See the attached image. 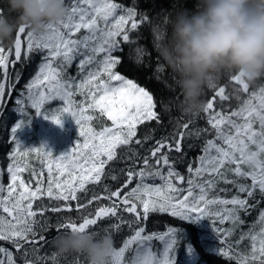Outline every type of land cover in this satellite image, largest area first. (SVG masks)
Returning <instances> with one entry per match:
<instances>
[{"label":"snow or ice","instance_id":"obj_1","mask_svg":"<svg viewBox=\"0 0 264 264\" xmlns=\"http://www.w3.org/2000/svg\"><path fill=\"white\" fill-rule=\"evenodd\" d=\"M118 10L123 14H119ZM0 15H3L2 10ZM136 17L135 6L124 7L113 0H72L68 5V14L60 25H49L48 31L39 37L20 27L13 47L6 49L0 46V107H3L6 87L9 90L7 95L10 96L22 75L17 72L15 80H11L8 76L9 65L25 59L30 60L33 55L39 54L41 61L37 65V71L25 84L27 100L36 110V116H43L57 125L62 124V118L50 116L46 111L42 112V108L46 101H63L65 106L57 111L62 115H70L78 125L79 137L84 138L83 145L77 141L69 152L59 156L55 169L49 164L47 183L36 179L34 188L33 177L43 173L32 170L26 183L21 178L27 168L20 158L21 153L14 152L11 156V162L7 165L10 183L7 185L6 194L5 185L0 183V209L11 219L0 216V241H8L19 255H14L8 248L0 247V264H17L18 260L22 264H44V257L39 253L40 247L48 243L42 235L48 225L46 220L42 222L36 217H44L49 208H41L38 204L39 211L33 210V203L41 201L42 197L56 202L50 207L52 213L71 212V201L80 199L78 193L92 191L93 200L111 201L108 206H99L94 214L84 216L79 224L70 216L61 218L57 223L58 231L88 230L94 234L112 235L114 231L120 230L121 224H113L100 231H92L90 228L104 218L116 217L123 221L124 218L118 215V209L133 214V218L127 223L129 227L135 226L134 235L123 242L119 251L114 248L110 255V258H122L126 249L136 245V255L130 264H176V256L170 254L178 253L179 246L184 242L182 230L172 227L162 235H142L145 228L140 225L148 220L150 213H169L183 222L216 217L221 224L226 220L232 223L233 228L226 230L230 234L235 227L244 223L240 213H248L249 209L257 206V195L264 200V88L260 89L258 97L253 93L230 114H211L208 123L215 130V139L205 141L201 148L202 155L196 158L195 163L189 164L187 177L175 168V164L178 161L183 162L186 155L182 141L188 136L199 138L202 132L207 131L199 128L190 130L191 119L182 123L178 120L177 127L183 131L156 141L147 149L150 155L141 154L139 148L144 147L150 136L146 134L143 138H137V125L151 120L160 123L157 104L159 102L163 106L165 113L169 111V105L162 95L157 100L155 93L114 71L122 63V58L114 55L122 51L118 38L122 37L125 43L133 42L130 39V30H126L125 25L131 21V30H136L141 23L150 20L146 13L141 14L139 21ZM81 30H85L84 34L77 35ZM153 33L154 47L158 50L160 42L164 40V33L158 27L153 28ZM22 35L27 37L26 56H22L21 51ZM135 51L138 66L154 69L152 78L164 85L160 91L163 92L165 88L171 90V85L163 76L166 69L160 63L159 57L155 58L153 65L151 53L146 48L137 46ZM9 53H14V61H10ZM100 54L103 55L98 58ZM77 58V77H73L67 73V69ZM231 80L242 86L237 88V93L241 90L248 91L249 85L239 76L233 74ZM209 86L213 89L217 87L213 81H210ZM76 93L85 97L80 104L74 100ZM215 95L220 100L229 99L225 87H219ZM23 96L21 91L15 100L17 106L24 103ZM253 99H258V104L253 103ZM85 106L87 109H98L112 122V126L102 127L100 131L86 127L92 117L84 115ZM211 109L213 102L209 101L204 111L209 112ZM20 112L22 116L28 115L24 108H20ZM257 122L259 130L254 128ZM30 123L31 119H22L11 128L17 149L22 147L17 139V131ZM168 139H171V143H166ZM187 147L191 148L193 145ZM43 149V145L40 148H28L22 155L27 156L28 152L33 151L47 156L53 155L51 151L44 152ZM172 152L177 153L178 157L173 158ZM139 161H142L143 167L137 171L136 165ZM118 164H124L125 167L117 169L115 165ZM121 177L124 180L123 187L119 186ZM137 178L136 186L125 192ZM157 178L163 181L162 185L146 183L148 179ZM105 179L116 181V190L105 185L106 195L100 197L88 187L101 184ZM173 179L186 181L187 187L175 185ZM232 188L236 189L235 194L228 198L227 194ZM61 201L67 203L61 205ZM76 207L86 205L78 204ZM139 208L143 211H138ZM259 223V232L248 234L252 242L250 259L237 254L238 264H264V211L260 212ZM215 231L220 232V229ZM244 238L245 234L241 233L240 240ZM153 239L160 240L165 245L162 261H157L150 250L146 251L150 249L147 242ZM187 250L189 253L192 251L191 247ZM218 251L219 254L233 259L222 248ZM51 256L56 258L60 255L51 253ZM110 258L107 264H111ZM61 259L63 264H86V257L82 259L78 254H74L71 259L67 256Z\"/></svg>","mask_w":264,"mask_h":264},{"label":"trees","instance_id":"obj_2","mask_svg":"<svg viewBox=\"0 0 264 264\" xmlns=\"http://www.w3.org/2000/svg\"><path fill=\"white\" fill-rule=\"evenodd\" d=\"M72 0H66L67 5H70ZM113 2L122 4L124 7H132L135 6L137 9V17L136 19L139 21L142 13H146L150 20L145 23H141L138 29L131 30V24H126V30H130V39L133 41L132 43H125L122 41V37L118 39L121 41L122 51L114 53L116 56H120L122 58V63L114 69V71L124 75L126 78L132 79L134 82L138 83L140 86L145 87L147 90L156 94L157 100H159V96L162 95L164 100L169 105V111L167 113L164 112L163 106H161L158 102L156 111L160 114V123H157L155 120L144 121L141 124L137 125V138H143L146 134L150 136V139L145 141L144 147L139 148V151L142 155H150L147 152V149L154 145L156 141L165 137H172L176 132L183 131L182 128L177 127V121L179 120L181 123L186 122L189 119L192 120L191 127H198L199 129H206L207 131L202 132L199 138L194 137H186L183 139V151L186 153L184 159L185 163L177 162L175 166L179 169L184 176H188V165L192 161H196V158L199 155H202L201 148L207 139H212L215 134V130L212 129L211 125L208 123V119L211 114L214 112V108L218 109V112L223 114H230L232 111H235V97L232 95L233 89L235 86L234 81L231 80V76L225 75L219 80H213V83L217 85L215 89L209 86V84L205 87L204 94L202 96V100L206 105L209 101L213 102L212 111L205 112L204 110L192 115L188 113H184V111L179 107L180 102L182 101V96L180 94V89L177 87L175 83V76L171 72V70L166 66L165 62L160 57L158 50L154 47V33L153 28L158 27L160 31L164 33V40L162 42H166L168 36L171 33V26L169 21L175 17V15L182 10H195L197 0H113ZM0 10H2L3 15L14 17L16 14H9L7 0H0ZM165 20L167 21L165 23ZM131 22V21H129ZM85 30H81V33L77 35L83 34ZM16 37V33L14 34V39ZM0 46L5 47L6 49L13 47V42L10 43L5 41L0 43ZM137 46L144 47L148 52L151 53L152 63L155 65V58L159 57L160 63H162L166 69L163 76L168 80V83L171 85V90L164 89L163 92L160 90L164 88V85L159 83L153 77V68L138 66L136 63V48ZM27 52V51H26ZM24 54L23 56H26ZM100 55L98 58H101ZM40 58V59H39ZM9 59L11 61L14 59V53H9ZM77 60V59H76ZM73 61L72 66L67 69V73H73V70L77 68V61ZM41 61V56L39 54L33 55L32 58L25 59L22 62H17L15 64V68L12 70V66L8 68V76L11 80H15V76L17 72H21L20 82L22 83L21 87L15 84V89L12 90L13 93L10 95V99L6 102V110L3 112L2 116H0V183L5 185V194L7 191V185L10 182V177L7 175V165L11 162V156L14 152H18L20 150L22 162L27 165L26 170L21 174V178L28 182L29 176L32 170H35L36 173H43V175L33 177L32 179V187H35L36 179L44 180L45 184L47 183V172L49 164L52 165L53 169H55L56 163L59 161V156L61 154L67 153L73 148L77 141H79L80 145H82L83 137H79L77 133V128L74 125L73 129L69 132L68 120L65 115H62L58 112V109H62L64 107V102L56 99L57 107H52L54 110V114L48 112V115H56L62 118L61 127H59V131L56 132L54 130L55 127L59 126L53 123L50 119L39 120L36 117V110L31 107V102L27 100V89H25V84L28 83L34 76L37 71V64ZM145 61L147 62V57H145ZM35 66V67H34ZM16 69V71H14ZM2 75V73H0ZM174 77V79H173ZM261 78L252 86L257 87L258 85L262 86ZM219 87H225L226 94L229 95L228 100H220L218 96L215 95V92L218 91ZM21 89V90H20ZM254 90V89H253ZM8 88L6 87V96L8 93ZM23 91L24 103L20 106L14 104L16 98L20 95V92ZM86 91V90H85ZM257 90H254L256 93ZM15 93V94H14ZM15 95V96H13ZM18 95V96H17ZM251 95H249L250 97ZM257 96V95H256ZM6 97V99H7ZM15 97V98H13ZM15 99V100H13ZM85 97L80 93H76L74 96V100L77 104H80L84 101ZM256 99H253V103H255ZM10 103V104H9ZM53 104V103H52ZM62 104L63 107L60 105ZM9 105V106H8ZM13 105H15L13 107ZM237 107V106H236ZM17 108H24L27 112V116L21 117L23 120L27 121L31 119L30 125H25L22 129L17 131V139L21 142L22 147L17 149L16 142L12 138L11 128L14 127L13 123L15 120L14 113L17 114ZM13 109V110H12ZM15 111V112H14ZM4 114V115H3ZM85 116H91L92 120L86 123V127H92L96 131H100L102 127H110L112 126V122L107 119L105 115H102L98 109H87L84 112ZM18 117H16L17 120ZM22 119H19L18 122ZM11 121V122H10ZM13 121V122H12ZM15 124V123H14ZM39 124L43 125L45 128V133L47 136H50L48 140V144L42 138ZM53 128V130H52ZM254 128L259 129V125L255 124ZM68 132V133H66ZM10 133V135H9ZM69 134V135H68ZM71 135V137H70ZM74 139V140H73ZM66 140L69 142L67 143ZM77 140V141H76ZM11 143H10V142ZM50 141V142H49ZM54 141L53 144L51 142ZM166 143H171V139L166 140ZM12 144V145H11ZM41 145L45 147L43 149L44 152L51 151L53 153L52 156L43 155L41 152H28L27 156H23V152L27 151L28 148H40ZM187 145H193V147L188 148ZM139 147V146H137ZM15 148V150H14ZM9 151V152H8ZM167 151V149H165ZM171 155L173 158H177L178 154L172 152ZM187 158V159H186ZM154 163V161H153ZM180 163V164H179ZM181 165V166H180ZM117 169L121 167H125L124 164L115 165ZM140 167H143L142 161L137 162L136 168L137 171ZM2 168V169H1ZM4 172V173H3ZM178 182H180L178 180ZM250 183V180L248 181ZM123 177H121L120 187H123ZM136 180L125 189V192L130 191L131 188L136 186ZM163 183V181H160ZM186 184V182H184ZM182 183V184H184ZM105 185L109 186L112 190H116L118 187L116 181H112L111 179H105L101 184L98 185H88L90 189H92L98 196L103 197L106 195ZM222 187L224 185H221ZM236 189L232 188V191L228 193V198H231L232 194H235ZM186 194V193H185ZM243 196V194H241ZM80 199L78 201H71V205L73 210L71 212H62V213H52L50 207L54 205L56 202L48 200L47 197H42L41 201H35L33 203V210L39 211L37 209V205L39 204L41 208L47 207L49 211L45 213L44 217L37 216V220L47 221L48 227L45 228L42 232V235L48 241V247L45 251L46 259L44 258V264H63L62 257L67 256L69 259L72 258L74 254H65L60 255L59 257L53 258L51 253H55V250L52 247L51 241L58 234L63 232H67L68 230H57L58 220L64 217H71V219L77 224L82 222V218L84 216H88L90 213L94 214L96 209L99 206H108L111 204V201L100 199L93 200L92 199V191L86 193H78ZM116 198H113L115 200ZM257 206L255 208L249 209L248 213L241 212L240 216L244 223L241 225L242 230H239L238 234L244 233V231L249 228V221L252 220L254 224L259 218L260 212L264 211L262 209L264 207V200H261L260 196L257 195ZM91 201V203H89ZM61 205L67 203L64 201L59 202ZM78 204L86 205V207L77 208ZM138 211L142 212V208H139ZM2 209H0V214H2ZM5 214V213H4ZM118 215L124 218L123 221L118 220L116 217L104 218L99 221L97 225L91 226L90 230L92 231H100L103 229L107 222H111L110 225L113 224H121V228L119 231H114L112 233V237L114 240V248L119 251V248L123 247V242L134 235L135 226L129 227L127 221L133 218V214L123 212L121 209H118ZM7 217V214H5ZM113 219H116V222L112 223ZM63 222V221H61ZM251 223V222H250ZM260 223H255V228H258ZM140 226L145 228V232L142 235H150L152 233H159L164 230H169V228L175 227L180 228L182 230V236L186 237V240L189 242L192 241L195 243L196 247L199 248L200 251V262L199 264H238L237 253L240 257L245 256V253H241L239 250L233 248L232 246H225L223 243L221 247L223 250L227 251L230 257L233 259H229L222 254H219L217 248H209L206 249V244L209 242H219L217 239L213 240L209 236L202 233V229L200 228L199 223L197 222H183L176 217L171 216L169 213H150L147 221L143 222ZM245 234V233H244ZM207 236V237H205ZM246 236V234H245ZM157 241V239H155ZM188 242V243H189ZM7 246L10 251H14L17 253L16 249L8 242V241H0V247ZM41 249L46 247H40ZM129 249L125 250V256H131L132 252ZM234 250V252H233ZM237 251V252H236ZM19 254V253H18ZM18 256V255H16ZM81 258H85L81 255ZM115 258H110L111 264H115ZM250 259V257H249ZM19 262V263H18ZM22 263L21 261H17V264ZM87 264V259H86Z\"/></svg>","mask_w":264,"mask_h":264},{"label":"clouds","instance_id":"obj_3","mask_svg":"<svg viewBox=\"0 0 264 264\" xmlns=\"http://www.w3.org/2000/svg\"><path fill=\"white\" fill-rule=\"evenodd\" d=\"M7 4L9 14L16 15H0V43L14 42L20 27L39 37L68 14L66 0ZM169 23L171 33L158 53L175 76L185 113L204 110L202 96L210 81L235 74L253 85L264 78V0H197L195 10H182ZM51 244L56 254L82 255L87 264H107L114 249L110 234L88 230H68Z\"/></svg>","mask_w":264,"mask_h":264},{"label":"rangeland","instance_id":"obj_4","mask_svg":"<svg viewBox=\"0 0 264 264\" xmlns=\"http://www.w3.org/2000/svg\"><path fill=\"white\" fill-rule=\"evenodd\" d=\"M118 12H119V14H123L122 12H120V10H118ZM129 23L131 24V22H129ZM101 26H103V25L101 24ZM125 28H126V25H125ZM26 40H27V37L25 36L24 37V41L26 42ZM26 51H27V49L25 47L24 54H27ZM100 55H103V54H100ZM76 61H77V65H78L79 58H77ZM69 75H71L73 77H77V68L75 70H73V73H69ZM78 82H79V78H77V83ZM113 83H116V82H113ZM241 87L242 86L237 85L233 89V92L234 93L232 95L235 94L234 97H235V100H236V103H235V109L236 110L240 107L241 103L244 100L249 99V95H252L254 93V90H257L256 91V95H257V97L259 96L260 89L261 88H264V79L262 80V86L258 85L257 87H255V86L253 87L252 85H249V89H248L247 92H244V91L241 90L239 93H237V88H241ZM56 102H57L56 99L55 100L46 101L45 104H44V106H43V108H42V112H45L46 111L47 114H48V112H50L51 114H54V110H52V107H57L58 104ZM258 102H259L258 99H256L255 103L258 104ZM60 105L63 107L62 104H60ZM64 106H65V104H64ZM85 108H86V106H85ZM17 111H18L17 114L20 115V108L19 109L17 108ZM210 111H212V109ZM214 112H218V109L217 108H214ZM65 116L67 117V120H68V123L67 124L69 126V128H68L69 129V132L73 129V126L75 125L76 128H77V133L79 134L78 125L75 123L74 119L70 115H68V114H65ZM36 117L39 120H43V118H44L43 116H36ZM19 119H22V117L19 116L18 120ZM256 124H258V122ZM195 128H198V127H191L190 130L191 129H195ZM52 130H53V128H52ZM54 130L56 132L59 131L58 127H55ZM256 130H259V129H256ZM66 133H68V132H66ZM43 137H44V139L46 141H48L50 139V136H47L46 134H44ZM70 137H71V135H70ZM189 137H191V136H189ZM212 139H215V134L212 137ZM66 142L68 143L69 141L66 140ZM53 143H54V141L51 142V144H53ZM83 143H84V139L82 141V145H83ZM18 152L20 153V150ZM184 161L186 162V160H184ZM184 161H183V163H185ZM191 163H195V161H192ZM157 167H160V166L157 165ZM175 168L182 175H184V173H182L179 169H177L176 166H175ZM164 172L166 174V172H167V169L166 168L164 169ZM160 181L161 180L159 178H157L155 180L148 179V180H146V183L153 184V185H156V186H160V185L163 184V183H160ZM136 182H138V178L136 179ZM184 182H186V181H184ZM184 182H182V181L178 182V180L173 179V183L175 185L186 188L187 187V184H185ZM182 183H184V184H182ZM153 198H155V197H153ZM206 219H211V220H209L208 223H206V222H204V220L207 221ZM198 221L201 222V219L198 220ZM114 222H116V219H113L112 223H114ZM203 222L205 223L204 228H202V233L203 234L209 236L213 240H215V237L220 236L224 240V243L226 245H229L230 244V246H232L233 248L239 250L241 253H245L246 254L245 256H247L248 258L251 257V251H252L251 244H252V242L248 238V234L250 232H252L253 234L259 232L260 225H259L258 228H255V223H259V218H257V221L254 224L252 223V220L249 221V224H248L249 225V228H247V230L244 231V233L246 234V236H245V238L243 240H240V236L241 235L238 234L239 233L238 231L239 230H242L241 225L235 227L233 229V231L229 234L226 230L233 228V225H232V223L230 221H227L226 220L223 224H221V223H219V221H218V219L216 217H210V218H203ZM109 224H111L110 221L107 222V224H106V226L104 228L109 227ZM217 228L220 229V232H216L215 231V229H217ZM167 231L168 230H164V231H161V232L155 233V234L158 236V235H162V234L166 233ZM207 236H205V237H207ZM166 239H167V237H166ZM238 241H239V243H237ZM188 242L189 241L186 240V237L184 236V242L179 246L178 253H172V254H170V255H175L176 256V264H199V262H200V259H199V256H200V253L199 252L200 251L198 250L199 248L196 247V245L192 241V239H191V242H189V243ZM147 243L150 245V249H146V251L147 250H150L151 253H152V256L157 261H162L163 258H164V248H165L164 243L161 242L160 240L155 241V239H153L151 242H147ZM48 246H49L48 244H44V245H42V247H46V248H43V249L40 248V253L39 254L42 255L45 259H46L45 251H46V249H47ZM3 247L7 248V246H3ZM188 247H191V249H192L191 253L188 252V250H187ZM208 247L209 248H217L218 250L222 248L220 242H215V241L214 242L207 243L206 244V249H208ZM257 247H258V245H257ZM130 250L132 252V257L131 256H125L124 255L122 258H115V264H130L131 259L134 258L135 255H136V245H132L131 248H130ZM12 252L14 253V255H19L18 253L16 254V252H14V251H12Z\"/></svg>","mask_w":264,"mask_h":264},{"label":"bare ground","instance_id":"obj_5","mask_svg":"<svg viewBox=\"0 0 264 264\" xmlns=\"http://www.w3.org/2000/svg\"><path fill=\"white\" fill-rule=\"evenodd\" d=\"M40 59V58H39ZM38 65V64H37ZM35 67V66H34ZM18 96V95H17ZM13 98H15V97H13ZM13 100H15V99H13ZM8 102V101H7ZM10 104V103H9ZM14 104H15V102H14ZM9 106V105H8ZM15 105H13V107H14ZM13 110V109H12ZM4 112V111H3ZM15 112V111H14ZM17 113V112H16ZM4 115V114H3ZM3 117V116H2ZM14 121V120H13ZM11 122V121H10ZM9 135H10V133H9ZM10 142V141H9ZM11 143V142H10ZM12 145V144H11ZM9 152V151H8ZM187 159V158H186ZM185 160V159H184ZM183 160V161H184ZM1 162V161H0ZM185 162V161H184ZM183 163V162H182ZM180 164V163H179ZM181 166V165H180ZM2 169V168H1ZM4 173V172H3ZM48 221V220H47ZM230 245V244H229ZM233 252H234V250H233ZM237 252V251H236ZM17 254V253H16ZM238 254V253H237Z\"/></svg>","mask_w":264,"mask_h":264},{"label":"water","instance_id":"obj_6","mask_svg":"<svg viewBox=\"0 0 264 264\" xmlns=\"http://www.w3.org/2000/svg\"><path fill=\"white\" fill-rule=\"evenodd\" d=\"M23 49H24V41H23V35H22V49H21L22 52H23Z\"/></svg>","mask_w":264,"mask_h":264},{"label":"crops","instance_id":"obj_7","mask_svg":"<svg viewBox=\"0 0 264 264\" xmlns=\"http://www.w3.org/2000/svg\"><path fill=\"white\" fill-rule=\"evenodd\" d=\"M262 209H264V207Z\"/></svg>","mask_w":264,"mask_h":264}]
</instances>
